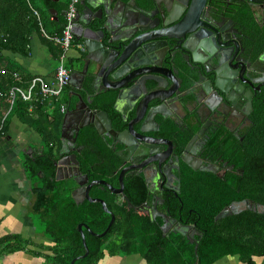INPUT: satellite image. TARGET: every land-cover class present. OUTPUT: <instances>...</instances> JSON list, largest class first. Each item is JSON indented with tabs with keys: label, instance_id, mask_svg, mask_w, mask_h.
Instances as JSON below:
<instances>
[{
	"label": "trees",
	"instance_id": "trees-1",
	"mask_svg": "<svg viewBox=\"0 0 264 264\" xmlns=\"http://www.w3.org/2000/svg\"><path fill=\"white\" fill-rule=\"evenodd\" d=\"M34 1L0 0V69L6 71L0 74V93L3 94L0 95V137L6 120L2 117L7 113L3 112L10 110L8 91L14 84L13 74L20 72L8 54H27L29 35L39 30V22L29 8ZM40 1L39 8L49 13V21L57 26L59 32L63 31L66 16L62 12L67 11L70 0L63 3ZM139 1L152 7V0ZM52 10H57L59 15H52ZM238 14L242 22L249 26L252 23L253 28L261 34L256 46V55H259L264 51V28L260 27L250 9L242 8ZM190 86L191 83H186V87ZM115 99L116 93L108 92L96 96L92 106L106 110L113 127L123 131L127 128V122L114 108ZM186 99L188 104L197 98L194 95ZM64 100L69 103V100ZM36 106L38 108L40 103ZM14 107L31 115L29 104L21 99ZM23 111L21 113L25 115ZM133 116L131 113L130 119ZM47 121V127H53L61 121V117L47 115ZM200 124L192 121L183 131V126L168 118L164 120L163 132L175 140L181 153L197 134ZM39 132L47 136L44 129ZM47 142L49 149L35 152L25 161L29 177L35 183L34 213L44 234L53 243L47 258L52 264H71L73 258L85 253L79 224L87 223L92 230L102 233L111 221V214L99 202H76L73 190L77 185L74 180L56 178L59 155L53 144L60 140L51 133ZM76 144L80 168L90 181L106 180L116 187L120 186L119 175L124 167V158L118 154L121 144H114L111 137L101 134L93 124L81 129ZM201 153L207 163L219 165L226 174L195 170L182 162L177 171L179 192H163L164 202L158 205L159 210L183 224L196 225L198 233L195 234V242L173 227L168 232L164 231L165 220L162 216L129 208L125 199L107 186L96 184L91 189V196L103 198L116 219L105 236L92 235L84 229L89 254L75 264H98L107 253L138 254L147 264H214L226 256H239L244 263L256 264L255 258L264 256V91L255 98L249 124L238 135L226 129L220 130L212 134ZM225 163L226 167H223ZM124 182L125 193L134 205L153 203L155 190L143 173H126ZM246 199L253 200L258 207L245 206L238 213L218 220L215 218L225 206L233 202L243 203ZM196 243H199L197 254Z\"/></svg>",
	"mask_w": 264,
	"mask_h": 264
},
{
	"label": "water",
	"instance_id": "water-1",
	"mask_svg": "<svg viewBox=\"0 0 264 264\" xmlns=\"http://www.w3.org/2000/svg\"><path fill=\"white\" fill-rule=\"evenodd\" d=\"M254 1L262 3V0ZM80 2L85 6L83 12L86 14L82 17L79 12L74 31L75 34L84 35L88 51L81 82L84 84L81 89L85 92H89L91 89L96 90L86 99L82 93H78L79 101L64 115L60 150L62 156L56 162V178L58 180L73 179L77 185L73 190L76 202L81 203L89 200L101 203L103 209L111 214V221L102 233L95 232L87 223L79 224L78 228L82 235L85 253L73 258L71 264H75L78 259L89 254L84 229L92 235L105 236L116 219L115 214L109 209L103 198L91 196V189L96 184L107 186L125 199L129 208H134L137 211L147 210L153 216H162L165 220L163 230L166 232L176 223L173 228L185 233L191 242H195L194 237L198 233L196 225L177 222L176 218L159 210V196H155L152 204L145 202L138 206L134 205L125 193L124 177L126 173L135 170L143 172L144 166L142 167L140 163L145 158H147L146 161L149 160L148 163H154L161 170L165 171L166 169L167 164L163 165L166 160H161L160 155L170 152L174 144L173 140L156 137L153 134V132L159 131L161 125L157 121V116H161L163 120L173 117L180 121L178 110L187 109V103L183 100L180 86L175 89L179 79L175 60L177 53L174 50L178 48L188 57L191 56L193 62L202 64L204 61L197 59V54L203 53L219 66L226 57L232 62L237 60V45L231 37H228L227 31L217 25L218 14L214 13L216 16L210 15V18L206 16L207 20L201 17L207 9L208 0H152V7H147L139 0H130L128 3L122 0L121 2L124 4L122 6L118 4L110 6L107 2H103L104 7L97 11H93L87 6V0ZM213 6L215 5L210 4L208 10H213ZM53 13L58 15V11ZM62 14L65 15V12ZM200 17L203 21H200ZM81 19L84 23L82 25L79 24ZM94 19H98L99 28L92 27ZM209 19L216 23L209 28L215 33L214 38H209L208 34H201L203 28L200 25H205ZM227 50L232 51L228 53ZM262 61L264 62V59ZM241 72L242 69L237 67V73L241 74ZM213 73L214 83L212 84L210 81L209 84H201L202 90H204L203 95L195 94L198 110L204 106H207L211 111L220 110V106L215 105L210 97V92L219 93L218 89L226 91L223 86L225 83L223 76L226 73H222L221 67H214ZM200 81L199 76L194 84L197 85ZM108 92L116 93L114 108L122 114L123 119L127 122V128L123 131H117L113 127V121L106 110L92 106L93 98ZM226 100L229 101V97L226 96ZM126 101H128V106L126 109H122L121 104ZM129 112L134 114L131 119ZM91 124L101 134L111 137L114 144L122 145L118 154L124 158L125 166L119 175V187L106 180L90 181L89 176L84 174L80 168L77 157V138L81 129ZM194 140L195 137L189 142L187 152L190 153L186 152L182 156V160L195 170L217 172L219 167L205 164L201 158L193 155L194 149L190 148ZM127 162H130L129 165ZM179 190L180 184L176 187L177 193ZM245 206L258 207L251 199H246L243 203L233 202L225 206L215 218L218 220L227 215L238 213ZM198 246L199 243H196V254Z\"/></svg>",
	"mask_w": 264,
	"mask_h": 264
},
{
	"label": "crops",
	"instance_id": "crops-1",
	"mask_svg": "<svg viewBox=\"0 0 264 264\" xmlns=\"http://www.w3.org/2000/svg\"><path fill=\"white\" fill-rule=\"evenodd\" d=\"M38 1L35 0L34 5L29 7L32 15L33 9H38L43 16L45 28L52 34L62 33V31L59 32L55 24L49 21L51 19L49 13H44L43 9L39 8ZM56 1L63 3L67 0ZM121 1L87 0V6L93 11H97L99 8L104 7L103 2H107L110 6L116 4L122 6L124 4ZM123 1L128 3L130 0ZM84 8L85 6L80 2L78 9L82 17L86 14L83 12ZM54 11L57 10H52V15L57 17L59 13L55 15ZM79 24H84L83 19L79 20ZM92 27L99 28L98 19L92 21ZM29 39L27 54L10 52L8 55L11 62L27 81L32 79L33 76H41L47 81H51L55 76L57 59L62 53V46L44 37L40 31V26L38 31L31 32ZM76 41L85 44L84 35L76 34ZM87 55V48L83 53L77 48H72L68 54L67 65L72 70V79L66 86L62 97V102H66L64 99L69 100L67 112L79 101L78 93H82L86 99L89 94H93L96 90L91 89L89 92H85L81 89L82 84H84H81V82L84 76ZM22 86L27 87L26 83H22ZM38 100L43 104H40L38 108L36 106L32 112L28 110L31 115H27L23 110L18 111L14 109L15 107L12 110L3 112L7 113L2 117H5L6 120L3 134L0 137V264H52L47 255L50 254L49 247L53 243L44 234L43 227L34 213L35 183L29 177L25 161L35 152L39 153V151L49 149L47 141L51 137V133L60 140L59 143L53 144V148L59 155V159L61 158L62 125L64 115L67 112H62L60 103L55 98L44 101L42 97H39ZM127 106L128 101L121 104L122 109H126ZM22 111L25 115L21 113ZM130 114L131 112H129ZM47 115L61 117V121L53 127H47ZM29 117L38 121L32 122ZM41 129H44L47 136L39 132ZM44 136L48 139L47 141ZM9 237L10 239L6 240ZM15 237L18 239H15ZM39 253L43 254L39 255ZM255 261L256 264H264V256L256 257ZM98 264H147V262L138 254L110 255L107 253L104 260ZM214 264L247 263L242 262L239 256H226Z\"/></svg>",
	"mask_w": 264,
	"mask_h": 264
},
{
	"label": "flooded vegetation",
	"instance_id": "flooded-vegetation-1",
	"mask_svg": "<svg viewBox=\"0 0 264 264\" xmlns=\"http://www.w3.org/2000/svg\"><path fill=\"white\" fill-rule=\"evenodd\" d=\"M263 2L264 0H262V3L255 2L254 0H208L207 2V9L201 17L206 19V16L210 18V15H219L217 25L223 27L227 31L228 37H231L236 43L238 52L236 55L237 60L232 62L231 59L226 57L225 60L217 66L205 54L199 52L197 54V59L204 61V64H202L200 62H193L191 56L188 57L182 50L178 48L174 50V52L177 53L175 60L177 62V76L179 79L175 89L180 86V92L182 93L184 101L187 100L186 98L194 96L195 94H198V96L199 94L203 95L204 90H202L201 84H209L210 81L212 84L214 83V67H221L222 73H226L223 76V79L225 80L223 86L226 91L224 92L218 89L219 93L213 91L210 92V97L215 102V105L220 106L219 111H211L207 106L198 110L197 103L194 101L186 104L187 109L181 108L177 112L181 120H176V122L181 127L183 126V131L187 129L192 121L199 124L201 123L197 134L194 135L195 140L190 149H194L193 155L197 158H201L205 164H213L207 163L201 153L202 147L208 143L212 134L226 129L227 131H232L238 135L239 132L249 124L255 98L260 96L261 92L264 91V62L262 61L264 59V51L259 55H256V46L260 42L261 34L253 28L252 23L251 26H249V24L242 22L238 14L242 8L250 9L253 12L255 20L260 24V27L264 28ZM210 4L215 5L217 8L213 6L214 9L216 8L215 10H208ZM201 17L200 21H203ZM208 21V23L205 22V25H200V27L203 28L201 34H208L207 36L209 38H214L215 33L213 30L210 31L209 28H211L212 24L216 23H213L210 19ZM231 51L232 50H227L228 53ZM237 67L242 69L241 74L237 73ZM199 76L201 81L199 84L195 85L194 81L198 80ZM186 83H191V86L186 87ZM226 96L229 97V101L226 100ZM251 105L253 106L252 109ZM171 118L174 119L173 117ZM157 121L161 123L160 129L159 131L153 132V134L156 137L173 140L174 144L170 152H164L160 155L161 160H166L163 162V165L167 164L165 171L155 166L152 162L148 163L149 160L146 161L147 158H145L140 163L142 167L144 166L143 172L135 170L129 173H143L147 177V180L152 184L155 190L154 199L155 196L160 197L158 199L159 205L164 202L162 195L163 192H177L176 187L179 186L177 171L180 170L182 162L185 163L182 160V156L187 152V146L189 143L184 147L183 151L179 153L178 145L175 140L164 135L163 118L157 116ZM129 163L130 162H127V165H129ZM226 164L227 163H225L223 167H226ZM213 165L219 167L216 172L217 174H226V171L221 170L219 165L215 163ZM228 168H232V166H228ZM177 222L180 221L177 220ZM175 224L176 223L173 224V227Z\"/></svg>",
	"mask_w": 264,
	"mask_h": 264
},
{
	"label": "built area",
	"instance_id": "built-area-1",
	"mask_svg": "<svg viewBox=\"0 0 264 264\" xmlns=\"http://www.w3.org/2000/svg\"><path fill=\"white\" fill-rule=\"evenodd\" d=\"M80 1L81 0L70 1L66 11L65 26L62 33L58 34L50 33L44 26L41 12L38 9H33V15L39 22L42 35L47 39L59 43L62 46V53L58 56L55 76L50 82L40 76H36L30 81L28 87H24L21 85L23 83L21 76L18 73L14 74L15 80L18 81L20 85L14 86L9 91L8 99L10 109L14 107L18 97L28 102L38 100L39 97H42L44 101L55 98L60 102L62 112L66 111L67 106L65 103H61L60 96L65 85L72 79V70L67 65L68 54L72 48H77L82 53L86 51V45L83 42L76 41V34L74 31L79 14L78 6ZM0 72H4V69H0ZM1 96H3L2 93ZM29 110L32 112L34 107H31Z\"/></svg>",
	"mask_w": 264,
	"mask_h": 264
},
{
	"label": "bare ground",
	"instance_id": "bare-ground-1",
	"mask_svg": "<svg viewBox=\"0 0 264 264\" xmlns=\"http://www.w3.org/2000/svg\"><path fill=\"white\" fill-rule=\"evenodd\" d=\"M4 73H6V71L4 70V72H0V74H4ZM16 73H18L20 76H21V78H22V82L23 83H26V86L28 87V84L30 83V81H32V79L34 78V77H36V76H33L32 77V79H30L29 81H27L26 79H25V77H23V74H21L20 72H16ZM15 74V73H14ZM14 74H13V76H14ZM41 77V76H40ZM43 78V77H42ZM54 78V77H53ZM45 79V78H44ZM53 80V79H52ZM71 81V80H70ZM70 81H69V83H70ZM50 82V81H49ZM69 83H67L66 85H65V87H64V89H63V92H62V94H61V96H60V101H61V103H65V102H62V97H63V93H64V91H65V89H66V86L69 84ZM16 85H20L19 83H18V81H16L15 80V77H14V84L9 88V91L14 87V86H16ZM22 85V84H21ZM9 91H8V94H9ZM19 99H21V100H23L21 97H18L17 98V100H16V102L19 100ZM24 102H26V103H28L29 104V109L31 108V107H34V110H35V108H36V104L37 103H40V104H43V102H40L39 100H34V101H32V102H28V101H25V100H23ZM16 102H15V104H16ZM60 103V102H59ZM66 104V106H67V109H66V111L65 112H63V113H66L67 112V110H68V105H67V103H65ZM14 108V107H13ZM12 108V109H13ZM12 109H10V110H12ZM28 109V110H29ZM33 110V111H34Z\"/></svg>",
	"mask_w": 264,
	"mask_h": 264
}]
</instances>
